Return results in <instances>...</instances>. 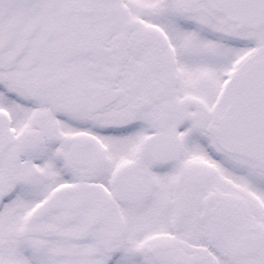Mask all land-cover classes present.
<instances>
[{"label": "snow or ice", "instance_id": "snow-or-ice-1", "mask_svg": "<svg viewBox=\"0 0 264 264\" xmlns=\"http://www.w3.org/2000/svg\"><path fill=\"white\" fill-rule=\"evenodd\" d=\"M0 264H264V0H0Z\"/></svg>", "mask_w": 264, "mask_h": 264}]
</instances>
